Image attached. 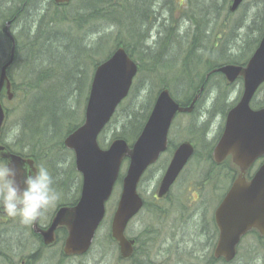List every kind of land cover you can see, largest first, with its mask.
I'll return each mask as SVG.
<instances>
[{"label":"trees","instance_id":"16d2710c","mask_svg":"<svg viewBox=\"0 0 264 264\" xmlns=\"http://www.w3.org/2000/svg\"><path fill=\"white\" fill-rule=\"evenodd\" d=\"M230 1L221 0L216 5L217 0H183V2L180 0H70L68 4L56 5L53 0H0V67L7 61L11 47V41L4 29L6 21H11L9 30L15 31L13 34L14 60L7 70L12 82L13 96L17 93V89L21 88L25 93V95L21 94L24 99L29 90L38 87V83L27 84L22 77H18L21 82L17 84L16 76L11 69L14 64L17 63L20 69H26L28 66L27 70L37 74L41 80L45 71L54 74L57 70L52 63V58L71 61L68 68L69 74L62 85L65 88L60 96L50 90L43 91L40 99L36 101V104L42 103V110L38 117L49 120V125L43 127L45 137L29 140L26 134L23 135L22 140H18L19 152L33 157L36 161L38 158L61 161L60 151L66 149L63 145L64 137L83 121L92 73L95 67L117 47H123L138 64L137 83H133L128 97L123 100V103L127 100V105L123 107L127 110L123 125L111 137V139L121 137L129 143L142 129L157 91L162 87L172 91L170 80H168L171 76L159 74L174 70L181 74L180 79L173 83V88L174 85L178 88V90L174 88L177 95H172L180 104L188 105L198 93L200 85L205 86L204 77L207 72L226 63L244 65L264 33V0H260V4L255 6L254 12L246 19L243 13L239 19L235 20H231L227 8ZM23 14L27 17H23ZM184 23L187 24L186 27H183ZM29 30L35 31L29 32ZM152 31L155 32L156 38L150 41ZM42 57L47 59L40 60ZM32 61L36 62L34 66L31 65ZM84 61L90 62L92 70L88 79V90L82 101L83 108H81L80 84L84 81ZM199 66L202 67L201 71L197 69ZM216 74L219 73H211L210 77ZM221 77L217 79L211 108L218 109L224 117L235 101L227 100L231 85L226 84ZM155 79L159 81L156 82ZM143 80L145 86H148V91L154 87V91L146 96L144 102L135 98L136 94L139 96V84ZM184 80L187 83H183ZM152 81L154 86L151 85ZM263 85L264 83L257 93ZM75 86L77 95L75 105L71 106V92ZM146 88H142V91ZM257 93L251 102L254 108L264 106V95L258 100ZM198 101L195 102L194 112L199 107ZM79 112L81 117L77 119L76 115ZM206 125L200 126L193 122L189 124L190 129L197 126V133L204 148L202 150L196 148L186 166L188 167L186 171L196 166L200 173V178L195 181V188L186 189L188 193L196 192V199L200 198L198 200L201 202L210 200V197L217 202L235 177L237 170L229 159L220 164L213 161L211 151L216 139L213 138L210 144L205 145ZM219 133L220 131L216 138ZM26 145L29 146L24 150ZM173 147L169 146V150ZM54 170L53 167L52 175L60 173ZM76 174L73 164L67 167L65 175L68 179ZM64 181L65 179L61 178L57 182L59 187ZM59 187L55 186L57 190ZM193 194L191 193L190 196ZM190 196L187 197L188 200ZM174 199L172 203L176 212L170 211L169 208H162L157 201H151L152 199L144 201L142 211L146 210L150 218L149 226L144 228L145 232L162 231L157 223L161 221L163 215L170 216L171 213H176L173 220L178 219L177 215L182 213L183 203L175 197ZM75 202L73 201L72 204ZM204 221L207 224L208 235L204 242L192 241L193 247L190 250L176 252L178 246L175 244V253H172L169 242L165 240L163 234L148 236L147 233L146 244L134 247L135 252L130 258V264H235V259L225 262L221 258L216 259L212 256L211 251L217 230L211 215L209 220L205 216ZM12 226L17 233L26 229L27 225L20 223L15 226V223H12ZM171 227L176 229V225L172 224ZM5 229H0V232ZM65 235V229H59L56 232V242L63 241ZM249 236L256 240L255 244L254 241L252 243L259 247L248 248L252 246V243H249L248 246L241 247L239 251L242 252L245 248L244 264H255V260L260 258V255L264 256V245L261 244L263 239L254 231L250 232ZM106 239L113 241L110 233L107 234ZM96 241L95 237L93 244L96 245ZM101 244L102 242L97 245L100 252L103 250ZM17 245L1 240L0 261L2 264L7 262L37 264L40 260L39 249H34L25 256L23 252L14 249V246L18 247ZM93 249L94 246L91 251ZM247 251L249 253L246 257ZM262 258L261 264H264V257Z\"/></svg>","mask_w":264,"mask_h":264},{"label":"water","instance_id":"95a60500","mask_svg":"<svg viewBox=\"0 0 264 264\" xmlns=\"http://www.w3.org/2000/svg\"><path fill=\"white\" fill-rule=\"evenodd\" d=\"M69 1L53 0L56 5ZM243 1L232 0L229 11H236ZM8 26L9 23L6 24V31ZM13 58L14 44L10 48L9 59L0 68V92L4 87L9 99L12 93L7 68ZM137 68V63L123 47H118L99 63L92 76L84 120L63 140L64 146L73 151L75 168L81 174L80 198L72 206L58 208L48 228H39L38 221L33 227L41 232L47 245L55 242L56 229L64 227L67 235L62 251L66 256L84 253L89 248L105 215V203L112 193L125 158L128 159V164L112 215L110 234L118 243L121 254H131L132 245L125 239L124 231L128 221L143 205V199L137 192L138 183L146 169L166 149L168 131L176 113L190 112L193 109L197 96L189 106H182L171 97L168 89H162L131 146L123 138H115L106 148H101L97 137L110 121L119 103L128 95ZM212 72L221 73L227 83H232L239 77L242 79L241 96L237 104L228 111L222 134L212 150L216 163L230 156L238 169L237 176L213 212L218 237L212 255L229 262L234 259L237 245L246 233L254 230L264 236V162L250 179L245 176L248 168L264 156V107H251L255 92L264 82V33L245 65L228 63ZM4 118L0 101V127ZM193 151L190 143H181L175 148L160 179L158 197L168 192ZM0 155H6L14 163L18 180H22L20 164L23 161L36 167L33 159L13 154L2 145Z\"/></svg>","mask_w":264,"mask_h":264},{"label":"rangeland","instance_id":"374dc122","mask_svg":"<svg viewBox=\"0 0 264 264\" xmlns=\"http://www.w3.org/2000/svg\"><path fill=\"white\" fill-rule=\"evenodd\" d=\"M183 2V0H180ZM221 0H217L216 5L218 2H220ZM260 4V0H245L244 3L235 11V12H230V18L231 20H235V19H239L241 17V15L244 13V19H246L250 14H252L254 12L255 6ZM229 6H227L228 8ZM187 24H183V27H186ZM154 38H156L155 32L152 31L151 37H150V41H152ZM47 58H41L40 60H45ZM53 61V65L57 67V70L54 72H50V71H45L44 75L49 76L50 79H47L46 81H41L39 80V77L37 74H32L29 70H27L29 67L26 66V69H20L16 64H14L11 69L14 72L15 80L16 83L19 84L21 82L20 78L18 77H22L23 79L26 80L27 84L29 83H38V87L35 88L34 90H29L24 98V102L22 104H20V100L22 99L21 94L25 95V93L23 92V90L21 88L17 89V93H15L14 97L11 100H7L6 98H4L3 103L5 104L6 108H8L9 110V115L7 118V125H15L18 124V118H21L22 120H27L29 117H35L37 118L42 110V103H38L36 104L37 99H40V95L43 91L49 92V90L51 92H54L57 96H60L61 91L65 88V86H62L64 81H66V78L69 74V67L71 65V61L68 59H56V58H52ZM36 64V62L32 61L31 65L34 66ZM84 81L80 84L81 86V94L82 97L80 99V106L81 108H83V103L82 101L85 99V94L88 90V85H89V77L91 75V64L89 61L85 62L84 61ZM198 70L201 71L202 67L199 66L197 68ZM18 73V75L16 74ZM52 73V75H51ZM168 75L171 76V78H169L168 80H170V85L172 88L171 94L173 95H177L176 91L174 90V88L176 90H178V88L174 85L173 88V83L174 81L176 82V80L180 79L179 76L181 74H179L178 71L174 70V71H167L165 73L159 74V75ZM139 75H137L138 77ZM219 74L213 75L212 77H210V81L208 82L207 88L204 90V92L201 95L200 101H199V110L203 111L205 110V108H209L211 103H212V98L213 95L216 91V87H217V79L219 78ZM222 78V77H221ZM166 79V78H165ZM156 82H158V79H155ZM137 83V78L134 79V83ZM138 83H139V79H138ZM144 80L141 81V84H139V96L136 94L135 98L136 100L139 98V101L144 102L146 99V96L148 94H152V92L154 91V87H152L151 91H148V86L144 84ZM183 83H187L186 80L183 81ZM153 81L151 82V85H153ZM154 86V85H153ZM146 88L145 91H142V88ZM151 87V86H150ZM75 89L72 90L71 92V97H72V105H75V97L77 95V90H76V86L74 87ZM25 90V89H24ZM241 91H242V83L241 81L237 80L236 82H234L232 84V87L229 90V94L227 95V100L229 102L231 101H235L237 102V100L239 99L240 95H241ZM23 92V93H22ZM49 95V93H46ZM264 95V85L263 87L260 89V91L257 93L256 95V99L260 100ZM156 96V94H155ZM26 100V101H25ZM52 104V103H50ZM127 105V100L126 102L122 103L120 105V107H118L116 114L114 116V118L111 120V122L109 123V125L104 129V131L102 132V134L100 135V137L98 138L99 144L102 148H104L107 143L111 140L112 134L116 131H119L123 125V119L124 116L126 114V109L123 108ZM49 109V108H47ZM211 115V118L207 124V129L205 130V145L208 143L210 144L211 141L213 140V138L216 137V135L219 132L220 129V125L221 123L223 124L224 119L222 118V114L220 113V111L218 109H215L213 111L209 112ZM195 116V115H194ZM81 115L80 112L76 115L77 119H80ZM193 115L188 114V113H182L179 114L175 121H174V125L171 129V133H170V137L171 139H173L174 141H178V136L181 133V131L186 130V129H190L189 127V123L190 121H192ZM39 123H35L33 125H36V128H33V125L30 127L31 129V134L29 133L27 136V138L29 140H36V139H43L45 137V134L43 133V127L44 125L48 126L49 125V120L47 118H38ZM30 126V125H29ZM26 144H28L26 142ZM203 142L199 143V149L202 150L203 147ZM18 145V143H17ZM29 146V145H28ZM27 145L25 146L24 150H26V147H28ZM17 147V146H16ZM12 148H14L12 146ZM62 159L61 162H57L56 165L54 166L55 170H58L59 174H54L53 177L55 178V185L56 187H59V184L57 182H59V180L65 179L64 184L61 185L59 187V189L56 190L60 193V199L62 200L64 197H66L67 194H69V196H67L65 199L62 200L65 201L67 200V198H71L72 195L74 196L77 187L80 186V175L77 173L73 178H67L68 176L65 175L66 173V169L68 166H71L72 164L74 165V158H73V153L70 150L67 149H63L62 151H60ZM167 157V160L165 161V158ZM57 156V154H56ZM170 159V155L169 153L165 152L164 155L161 156V158L159 159L158 162H156L153 166H151V168L146 172V174L144 175V177L142 178L139 187H138V192L140 193V195L146 200V199H152L151 201H157L159 203V205L162 208H169L170 211H174L176 212V208L174 207V204L172 203L174 199V197L176 199H179V201H182V213H183V217L185 215H188V217H190L191 219H193L192 222L186 221V226H184V234L182 237L180 235L179 240H173L174 238L177 237L176 235V229H173L172 223H173V218L176 217V213H171L170 216H165L163 215L161 218V221L159 223H157V226L160 227V229L162 230V234L165 236V238H168L170 235H172V239L168 240L169 242V246L171 247L172 253H175V244L178 246L177 251H183V250H190L193 247V243L192 241H200V242H204L206 239V236L208 235V228H207V224H205L204 221V217H203V211L204 208H206V211L209 213H206V219L209 220V215L213 213L214 207L216 205V200H204V201H200L198 199H196V192H187L188 187H190L192 190L195 188V181L198 180V178H200V173H199V169H197L196 166L191 167L188 171H186L188 169V167H186V169L184 170V172H189L188 176L186 174L182 175L181 178H179L178 182L173 186V188L171 189L170 193H168V195L160 200H156L153 198V196H155L156 192H157V188L159 185V179L161 177V174L163 172V170L165 169L168 161ZM164 160V161H163ZM59 161V159L57 160ZM42 162H46V160L43 161V158H40V163L38 165L39 166H46L44 163ZM49 165V164H48ZM127 163H124L120 172L121 175L124 174L125 169H126ZM49 169V167H47ZM50 171V170H49ZM51 174H52V168H51ZM57 176V177H56ZM60 178V179H59ZM72 179V180H71ZM120 190H121V183L120 181H118V183L115 185L112 196L110 198L109 201H107L106 203V213H105V218L103 220V222L101 223L98 232L96 234V245H99L101 241V247L106 249L110 246V242L108 241V239H106L107 234L110 232V219L112 216V213L114 211V208L116 206L117 200L119 198V194H120ZM191 193H194L192 196H190ZM190 196V199L188 200L187 197ZM58 200V201H59ZM209 202V203H208ZM208 203V205H207ZM173 204V206H171ZM56 208V205L51 209L52 213L54 212ZM48 213V212H47ZM47 213L40 219L41 220V224L44 225L47 223V221L49 220V216L47 215ZM51 213V215H52ZM50 215V214H49ZM178 216V215H177ZM17 218L15 219H11V220H3V218L0 217V229L2 228H6L4 231L2 232V235L0 236V243L1 240L3 242H10L11 244H18V247L14 246V249L20 252H23L24 255L28 254L29 252L33 251L35 249V246H31L29 243L27 242H22L21 241V233L17 234L16 231L13 226L12 223H14V221H16ZM150 224V218L149 215L147 214V211L144 210L141 213L138 214V216H136L133 220L130 221V223L128 224V227L125 231V233H127L128 235H136L140 230L144 229L145 227L149 226ZM8 225V226H7ZM27 229H31L29 225L26 226ZM0 232V233H1ZM254 241V244L256 243V240L253 237H248L246 238V240L244 241V247L248 246L247 244L252 243ZM171 244H173L171 246ZM253 243L251 244V247L248 248H257L259 247L258 245H254ZM261 244L264 245V239L261 241ZM115 249V252L118 253V248L116 245L112 246ZM57 250H60V245L59 243L55 244L52 248L50 249H45L43 251H41L43 254L39 255L40 260L37 262V264H56V260L53 261L51 258V255H55L57 253ZM45 251L47 252H51L49 257L48 255H45ZM245 251V248H243L242 252L239 251V254L237 256V258L234 260L235 264H244L245 263V259L243 256V252ZM261 251V249H260ZM99 253V250L96 249V247H94V249L92 250V252L90 254H87L85 256V258L83 259H76V258H68L65 260L64 263L62 264H101V263H97L98 261V256L97 254ZM249 251L245 252V256H248ZM260 258H258L257 260H255V264H261L263 262V255L259 256ZM38 258V259H39ZM174 263V262H172ZM0 264H2V262L0 261ZM103 264H114V259L111 258L110 256L107 257L106 261H104Z\"/></svg>","mask_w":264,"mask_h":264},{"label":"bare ground","instance_id":"6f19581e","mask_svg":"<svg viewBox=\"0 0 264 264\" xmlns=\"http://www.w3.org/2000/svg\"><path fill=\"white\" fill-rule=\"evenodd\" d=\"M66 4H68V3H66ZM23 17H27V15L26 14H23ZM7 23H9V26H10L11 21H9V20L6 21L5 26H6ZM34 31L35 30H29V32H34ZM14 32H15L14 30L5 31L6 36L11 41V46L13 44L15 46V40H14V37H13ZM150 34H152V32ZM16 74L18 75V73H16ZM47 79H50L49 76L44 75L41 78V81H46ZM20 101H21L20 104H22L24 102V99H21ZM1 105H2L3 110L5 109L4 110V114H5V118L6 119H4L3 122H2V124H1L0 132H1L2 138L4 140H6L7 144H9V146H11L16 140H19V141L22 140L20 137H23V135H25V134L27 135L29 133L31 134L30 127L33 124H35V123L36 124L39 123V120H38L39 117H37V118H35V117H29L27 120H24V119L22 120L21 118L17 117L18 118V122H17L18 124H15L13 126L7 125V118H8V115H9V111H8L9 109L6 108V106H5V104L3 102H1ZM33 128H36V125H33ZM181 143H190L191 145L194 146L195 149L196 148L197 149L199 148V143H202V140L198 136L197 126H195L193 129H189V130L186 129V130L181 131V133L178 136V141L177 140L174 141L170 137L169 140L167 141V146H166V149L165 150H169V146L170 147H173V144H174V147H175L176 145H179ZM13 147L14 148H13V151L11 153L17 154V155H19V156H21L23 158H31V159H33V161H34V163H35L36 166L39 165V163H40V159L39 158L36 161L33 157L22 155L19 152V150H18L19 149L18 145L15 144V143L13 144ZM44 160H46V159H43V161ZM57 162L62 163L61 161H53L51 159L50 160H46V162H42V163H44L46 165V167L53 168L56 165ZM50 168H49V170H50ZM60 173H62V172H60ZM184 174H186L188 176L189 172H183V173H181L179 175V178H181L182 175H184ZM80 194H81V187H79L78 189H76V192H75L74 196L72 195V197L70 199L67 198V200H65V201L62 202L63 199H65L67 196H69V194H67L66 197H64L62 200H59L57 202V204H56V207H59L60 208V207H63V206H67V207L72 206L73 205L72 202L73 201H76L77 202L78 199L80 198ZM223 195H225V194H223ZM51 209L48 210V213H47L48 216H49V214L51 215V213H52V210ZM206 213H208V212L206 211V208H204L203 217L206 216ZM136 216H138V214H135L131 218V220H133ZM104 218H105V215L102 218V222H103ZM40 219L38 220V227L41 228V229L48 228L49 225L46 228H43L44 225H46V224L42 225ZM111 219H112V216H111ZM111 219H110V224H111ZM186 221L192 222L193 219H191L190 217H188V215H185L183 217V213H179L178 214V219H174L173 220V223L172 224L173 225H176V231H177L176 232L177 237L174 238L173 240H179L180 235H181V237L183 235H185L184 234V226H186V223H187ZM14 223H15V226H17V225H20L21 222H19V221L16 220V221H14ZM59 229H62V227L57 228L56 229V232ZM17 233L18 234L21 233V237H22L21 238V241L22 242H27V243H29L33 247L35 246V249H39L40 251H42V250H45L49 246V245H47L45 243L44 237H43V235L41 234L40 231L24 229V230L19 231ZM147 233L149 234L148 236H156V235L162 234V231L157 230V231H152V232H145L144 229H142L136 235H128L126 233L124 235L125 236V239L128 242H130L131 245H132V252H131V254L129 256H125V255H123V254L120 253V251H119V245H118V243L115 240H113V241H109L108 240L110 242V246L108 248H106V249L103 248V250L101 252L99 251V253L97 254V256H98V260H97L98 262L97 263L103 264L104 261H106L107 257L110 256L111 258L114 259V264H130V258L132 257L133 253L135 252L134 247H141V246H143V245L146 244V238H147L146 235H147ZM95 237L96 236H94V238L92 240V243L90 244L89 248L84 253H81V254H71V255H67V256L65 254H63V251H62L64 241L59 242L60 250H57V253L55 255L54 254L51 255L52 260L53 261L56 260V264H62L68 258H76V259H83V258H85V256L87 254H90L92 252L91 249H92L93 246L96 247V249L99 250L98 246L95 245V244H93V242L95 240ZM171 239H172V235H170L165 240L168 241V240H171ZM103 241H101V242H103ZM113 245H116L117 246L118 253L115 252V249L112 247ZM43 253L40 252L39 254L42 255ZM50 253L51 252L45 251V255H48V257L50 255ZM26 255L27 254H25V256ZM5 264H11V263L10 262H7Z\"/></svg>","mask_w":264,"mask_h":264},{"label":"clouds","instance_id":"9594fccd","mask_svg":"<svg viewBox=\"0 0 264 264\" xmlns=\"http://www.w3.org/2000/svg\"><path fill=\"white\" fill-rule=\"evenodd\" d=\"M18 171L6 155H0V210L18 218L24 225H32L53 208L60 199L55 178L46 166L34 167L28 161Z\"/></svg>","mask_w":264,"mask_h":264},{"label":"flooded vegetation","instance_id":"af4514ba","mask_svg":"<svg viewBox=\"0 0 264 264\" xmlns=\"http://www.w3.org/2000/svg\"><path fill=\"white\" fill-rule=\"evenodd\" d=\"M208 73V72H207ZM207 73L205 74V77H204V82H205V86H203L202 84L200 85V87H199V90H200V88H202V93H203V90L205 89V88H207V85H208V82L210 81V79L211 78H209L210 77V74L209 75H207ZM199 90H198V93H199V97H198V99L197 100H199L200 101V98H201V92H199ZM1 98H2V102H3V100H4V96H3V92H2V94H1ZM196 100V101H197ZM198 101V102H199ZM190 104V103H189ZM212 104V103H211ZM5 108V107H4ZM5 110V109H4ZM210 111H213V109L211 108V105H210V107L209 108H205V110H203V111H200L199 109H196V111L194 112V109L190 112V113H192L193 114V118H192V121L191 122H193V124L195 123V124H200V126H202V125H204V124H208V122H209V120H210V118H211V115H210ZM195 115V116H194ZM6 119V118H5ZM207 129V125H206V128H205V130ZM21 138V137H20ZM15 144H17L18 143V140H16L15 142H14ZM13 143V144H14ZM13 144L11 145V146H9V144H7V142H6V140H4L3 138H2V136H1V132H0V145H2V146H4L8 151H10V152H12L13 151V148H12V146H13ZM177 146V145H176ZM176 146L174 147V148H176ZM171 154H172V152H171ZM262 162V160H260V159H258L255 163H254V165H253V168H252V172H254L255 170H256V168L258 167V165L260 164ZM38 167V166H37ZM245 176H246V174H245ZM231 184V183H230ZM229 187H230V185H229ZM228 187V188H229ZM228 190V189H227ZM226 193V192H225ZM224 196V195H223ZM223 196L220 198V200L223 198ZM220 200L218 201V203L216 204V206H215V208L218 206V204L220 203ZM56 211V210H55ZM55 213V212H54ZM54 213L50 216V218H49V220L47 221V223H46V225H44V227L43 228H46L48 225H49V223H50V221H51V219H52V217H53V215H54ZM0 217L1 218H3V220H11V219H15V218H12V217H9L3 210H0ZM17 221L19 220L18 218L16 219ZM19 222H20V220H19ZM30 226V230H33V224L32 225H29ZM26 229H27V227H25ZM239 247V246H238Z\"/></svg>","mask_w":264,"mask_h":264}]
</instances>
